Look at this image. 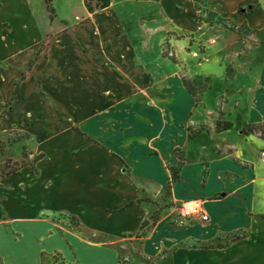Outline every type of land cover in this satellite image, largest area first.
I'll list each match as a JSON object with an SVG mask.
<instances>
[{
	"label": "crops",
	"instance_id": "0c3cea01",
	"mask_svg": "<svg viewBox=\"0 0 264 264\" xmlns=\"http://www.w3.org/2000/svg\"><path fill=\"white\" fill-rule=\"evenodd\" d=\"M255 1L206 3L222 13L247 2L250 27L264 30ZM51 2L52 18L44 0H0V132L25 129L41 153L0 177L2 264H50L56 252L64 264H264V139H225L204 173L187 158L197 104L161 53L201 0ZM129 3L144 10L116 8ZM156 21L155 39L141 34ZM256 81L249 125L264 118V55ZM191 198L206 220L178 214Z\"/></svg>",
	"mask_w": 264,
	"mask_h": 264
},
{
	"label": "rangeland",
	"instance_id": "374dc122",
	"mask_svg": "<svg viewBox=\"0 0 264 264\" xmlns=\"http://www.w3.org/2000/svg\"><path fill=\"white\" fill-rule=\"evenodd\" d=\"M261 3L264 0L255 1L253 5L259 8ZM247 4L244 2L235 9L229 5L219 13L206 0H201L191 8V29L182 24L177 29L169 28L167 36L160 43L162 55L176 63L182 79H185L184 86L196 99L197 105L188 127L207 128L202 129V133L191 138V143L186 145L187 158L193 163L200 161L204 173L207 170L205 158H209L212 153H227L230 149L224 147L225 139L235 143L241 130L244 134L252 132L256 137L264 139V118L260 124L255 125L246 124L245 120L254 94L258 86H261L256 77L264 55V30L250 27L251 21L257 19L258 14L247 12ZM116 8L133 17L144 10L132 3L123 7L119 4ZM179 20L186 22L187 19ZM157 24L158 21L153 22L152 29L141 34L155 39L159 34ZM5 106L7 110V104ZM217 125L229 127L217 130ZM209 128L218 133L214 134L212 140L207 134ZM75 130L81 132L77 127ZM225 130L228 132L223 136ZM213 142L219 147H213ZM37 144L38 141L25 129L8 128L0 132V177L21 164L35 168L36 158L41 156V153H34ZM174 154L183 159L182 151H175ZM172 171L173 168L170 173ZM175 206L177 208L178 205ZM71 223L74 225L75 219ZM51 255L50 264H64L59 253ZM47 263L45 257L39 262Z\"/></svg>",
	"mask_w": 264,
	"mask_h": 264
},
{
	"label": "built area",
	"instance_id": "2783aa9c",
	"mask_svg": "<svg viewBox=\"0 0 264 264\" xmlns=\"http://www.w3.org/2000/svg\"><path fill=\"white\" fill-rule=\"evenodd\" d=\"M264 158V151L261 152ZM178 214L185 218L189 216H197L201 220L207 219V214L203 210V204L198 198H191L181 201L177 206Z\"/></svg>",
	"mask_w": 264,
	"mask_h": 264
},
{
	"label": "trees",
	"instance_id": "16d2710c",
	"mask_svg": "<svg viewBox=\"0 0 264 264\" xmlns=\"http://www.w3.org/2000/svg\"><path fill=\"white\" fill-rule=\"evenodd\" d=\"M44 1H45V4H46V8H47V10L49 12V16L52 18L53 14H54V9H53V6H52V2H51V0H44ZM248 8L249 9H252L253 6L252 5H249ZM182 82L185 84V79H182ZM195 102H196V99H195ZM228 127H229L228 125H225V126H222V127H218V125H217V130L218 129H220V130L226 129ZM202 129L207 130L206 127H201V128H198V129H192V128L190 129V127H189V136L193 137V136L197 135ZM22 166H23V164H21L18 168H14L12 171H8V173H13V172L17 171ZM175 172L176 171L173 170L172 173H171L170 180L168 181V184H167V189L170 186L171 182L173 180H175V178H176ZM155 217L156 216H153L152 218L155 219Z\"/></svg>",
	"mask_w": 264,
	"mask_h": 264
}]
</instances>
